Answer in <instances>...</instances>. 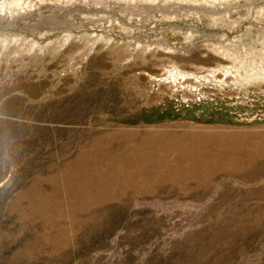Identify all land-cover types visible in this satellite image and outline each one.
I'll list each match as a JSON object with an SVG mask.
<instances>
[{
    "label": "rangeland",
    "instance_id": "rangeland-1",
    "mask_svg": "<svg viewBox=\"0 0 264 264\" xmlns=\"http://www.w3.org/2000/svg\"><path fill=\"white\" fill-rule=\"evenodd\" d=\"M0 264H264V0H0Z\"/></svg>",
    "mask_w": 264,
    "mask_h": 264
},
{
    "label": "bare ground",
    "instance_id": "bare-ground-1",
    "mask_svg": "<svg viewBox=\"0 0 264 264\" xmlns=\"http://www.w3.org/2000/svg\"><path fill=\"white\" fill-rule=\"evenodd\" d=\"M175 146H180V145L178 144V145H175Z\"/></svg>",
    "mask_w": 264,
    "mask_h": 264
}]
</instances>
